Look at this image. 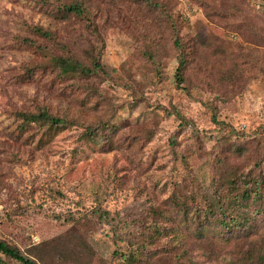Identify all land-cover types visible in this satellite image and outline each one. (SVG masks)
<instances>
[{
	"label": "rangeland",
	"instance_id": "rangeland-1",
	"mask_svg": "<svg viewBox=\"0 0 264 264\" xmlns=\"http://www.w3.org/2000/svg\"><path fill=\"white\" fill-rule=\"evenodd\" d=\"M93 1L97 2L92 7L97 12L94 20L105 40L103 61L119 69L117 78L106 81L103 86L117 105L114 118L127 120L121 130L124 141L130 137L138 141L146 129L153 136L138 153L131 154L126 149L102 151L88 145L80 139L81 129L77 126L54 129L55 136L45 150L37 149L34 144H24V147H32L33 156L26 161L13 159L11 150L17 140L7 132L15 123L16 110L47 104L52 110L68 112L86 124L95 119L97 113L90 104L60 102L50 84L43 78L38 79L40 73L33 80L22 78L25 67L41 57L37 48L43 39L34 34L32 27L42 25L65 33L76 23L55 17L52 8L55 0H0V239L27 250L67 231L72 226V218L83 215L98 202L109 215L106 220L95 218L88 234L100 258V262L94 264H122L115 250L118 247L125 250L128 244L115 238V232L122 226L120 221L140 218L149 206L167 197L173 180L182 177L183 165L173 153L171 140L177 138L176 150L196 145L190 128L178 132L179 119L174 110L182 111L203 131L207 149L220 136L212 131L210 112L200 99L217 100L222 118L253 135L264 127V74L252 79L231 101L219 99L225 95L215 89L222 86L213 87L214 84L196 87L195 97L182 92L174 84L175 63L170 56L164 59L165 66L158 75L144 58L132 80L122 65L139 55L137 40L121 26L117 17L119 9L115 7L117 0ZM163 1L177 17L181 34L193 37L198 44L216 35L231 49L236 45L241 53L249 51L254 58L264 59L262 0H246L249 7L243 10L235 29L211 20L205 7L196 0ZM144 7L137 3L122 7L124 19L128 22L130 13L138 9L151 20L152 15ZM211 62L212 74L224 70V62L219 59ZM198 70L203 71L204 66L200 65ZM123 80L131 84L133 93L119 85ZM136 96L140 100H136ZM104 110L98 112L105 115ZM190 163L197 179L209 192L211 155L203 153L191 157ZM174 239L186 243L188 254L196 264H221L210 251L200 249L202 242L199 240L183 235ZM161 243H156V247ZM230 244L227 251L234 250L237 243ZM202 251L208 254L203 257ZM181 256L185 255L179 253V258H164L165 261L160 259L148 264H184L185 258ZM3 258L0 254V259ZM55 260L57 264H75L69 260L60 263V257ZM8 264L19 263L11 261Z\"/></svg>",
	"mask_w": 264,
	"mask_h": 264
},
{
	"label": "trees",
	"instance_id": "trees-1",
	"mask_svg": "<svg viewBox=\"0 0 264 264\" xmlns=\"http://www.w3.org/2000/svg\"><path fill=\"white\" fill-rule=\"evenodd\" d=\"M196 1L205 7L211 20L225 28L235 29L243 10L249 7L246 0ZM52 3L55 17L73 20L76 25L65 33L42 25L33 26L34 34L43 39L37 48L41 57L25 67L22 78L33 80L40 73L38 79L43 78L50 84L60 102L90 104L97 116L86 124L68 112L52 110L47 104L30 110H16L15 123L7 132L17 140L11 150L15 156L13 159L26 161L33 156L32 147H24V144H34L37 149L45 150L55 136L54 129L75 126L81 129L80 139L98 150L126 149L131 154L138 153L153 133L146 129L138 141H134V137L124 141L121 130L127 120L114 118L117 105L103 85L116 79L119 69L103 61L105 40L94 20L97 12L92 8L97 2L55 0ZM134 3L144 5L152 15L151 20L136 9L130 13L131 19L127 22L121 8ZM115 7L119 9L117 17L123 24L121 26L129 30L138 44L136 59L127 60L122 65L132 80L144 58L158 75L165 66L164 59L170 56L175 63L174 84L182 92L195 97L196 87L214 84L213 87L222 86L215 87L225 95L219 99L231 101L241 88L264 74V59L254 58L249 51L241 53L236 45L231 49L216 35L198 44L193 37L181 34L177 17L163 0H117ZM215 59L225 63L219 74H212L209 70L211 60ZM200 65L204 66L203 71L198 70ZM119 85L133 93L130 83L123 80ZM226 90L227 94H224ZM135 99L140 100L138 96ZM200 101L210 112L214 125L212 131L220 137L207 149L203 131L182 111L174 110L179 119L178 132L190 128L196 145L176 150L177 138L174 137L171 143L173 153L183 165L182 177L173 180L167 189V197L149 206L140 218L120 221L122 226L115 232V238L128 244L125 250L119 247L115 250L122 264L155 263L160 259L165 261L164 258H179V253L188 257L181 256L185 258L184 264H196L188 254L186 243L174 239L180 235L202 242L200 249L210 251L221 264H264V127L249 135L222 118L217 100ZM103 108L105 115L98 112ZM203 153L211 155L209 192L197 179L190 163L191 157L202 156ZM95 204L83 215L72 218V226L67 231L27 250L0 239V254L4 255L0 264L11 261L57 264L56 257L61 258L60 263L66 260L75 264L100 262L88 234L94 219L106 220L109 212L103 211L98 202ZM161 241L156 247V243ZM233 241L237 243L235 249L227 251ZM207 251H202L203 257Z\"/></svg>",
	"mask_w": 264,
	"mask_h": 264
}]
</instances>
